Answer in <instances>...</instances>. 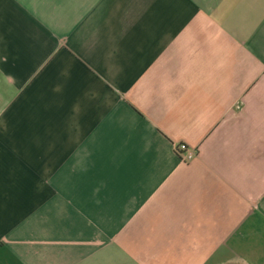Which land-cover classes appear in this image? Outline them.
<instances>
[{
    "label": "crops",
    "instance_id": "0c3cea01",
    "mask_svg": "<svg viewBox=\"0 0 264 264\" xmlns=\"http://www.w3.org/2000/svg\"><path fill=\"white\" fill-rule=\"evenodd\" d=\"M0 264H264V0H0Z\"/></svg>",
    "mask_w": 264,
    "mask_h": 264
},
{
    "label": "built area",
    "instance_id": "2783aa9c",
    "mask_svg": "<svg viewBox=\"0 0 264 264\" xmlns=\"http://www.w3.org/2000/svg\"><path fill=\"white\" fill-rule=\"evenodd\" d=\"M174 151L182 161H189L196 155V149L185 143L174 145Z\"/></svg>",
    "mask_w": 264,
    "mask_h": 264
}]
</instances>
